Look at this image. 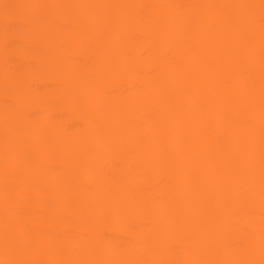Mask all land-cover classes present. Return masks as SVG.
I'll list each match as a JSON object with an SVG mask.
<instances>
[{"label":"bare ground","instance_id":"bare-ground-1","mask_svg":"<svg viewBox=\"0 0 264 264\" xmlns=\"http://www.w3.org/2000/svg\"><path fill=\"white\" fill-rule=\"evenodd\" d=\"M0 264H264V0H0Z\"/></svg>","mask_w":264,"mask_h":264}]
</instances>
